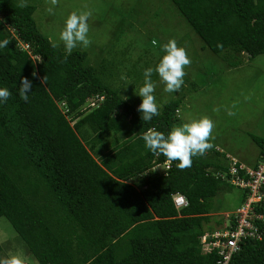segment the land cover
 <instances>
[{
  "label": "trees",
  "instance_id": "1",
  "mask_svg": "<svg viewBox=\"0 0 264 264\" xmlns=\"http://www.w3.org/2000/svg\"><path fill=\"white\" fill-rule=\"evenodd\" d=\"M170 1L201 47L231 66L239 63L236 55L264 53V0ZM19 4L0 0V41H10L0 49V88L12 94L0 102V217L34 264H218L216 249L203 253L200 239L214 231L213 220L227 221L218 229L234 225L232 212L224 220L212 214L214 196L232 187L217 174L228 171L227 159L206 152L186 170L174 161L160 171L156 165L167 158L141 138L149 128L167 136L182 99L168 100L143 122L142 101L132 103L105 84L85 51L65 59V50L53 49L39 30L36 7ZM25 77L32 81L27 102L19 95ZM252 137L259 147L249 165L255 167L264 136ZM240 191L236 208L245 194ZM177 193L187 200L178 209ZM255 207L264 212V200ZM227 264H264V235L242 239Z\"/></svg>",
  "mask_w": 264,
  "mask_h": 264
},
{
  "label": "rangeland",
  "instance_id": "2",
  "mask_svg": "<svg viewBox=\"0 0 264 264\" xmlns=\"http://www.w3.org/2000/svg\"><path fill=\"white\" fill-rule=\"evenodd\" d=\"M19 3L22 0H18ZM36 9L33 18L39 30L51 37L60 48L64 44L59 34L68 15L73 12L91 11L88 21L90 45H78L73 50L87 53L88 64L97 68V75L132 103L142 98L136 94L143 86L144 70L159 63L165 54L162 45L175 39L186 49L191 60L185 67L187 75L179 92H164L165 85L157 73L151 79L156 83L154 96L158 106L173 98H181L178 120L173 126H182L194 119L207 116L215 128L211 142L221 161L235 157L245 164L254 160L259 147L252 136H264V53L255 57L239 58L231 62L213 53L195 31L187 24L170 0H23ZM53 8L54 14L47 9ZM219 111H214V109ZM231 110L235 115H229ZM171 127V129H172ZM229 188V187H228ZM236 186L217 193L212 199V214L217 220L233 212L240 200ZM227 221H223L226 225ZM214 230L221 224L211 221ZM0 242L5 255L18 256L23 264H34L24 241L17 235L5 217H0Z\"/></svg>",
  "mask_w": 264,
  "mask_h": 264
},
{
  "label": "clouds",
  "instance_id": "3",
  "mask_svg": "<svg viewBox=\"0 0 264 264\" xmlns=\"http://www.w3.org/2000/svg\"><path fill=\"white\" fill-rule=\"evenodd\" d=\"M58 2L59 0H50L51 5H57ZM18 6L24 8L27 7V4L22 0ZM47 11L49 14H54L52 7H49ZM91 16V11L79 13L73 11L68 15L65 25L59 34V40L63 42L66 52L65 59H67V55H71L73 49L78 45H82L85 48L90 45L88 21ZM49 42L53 49L59 47L51 37ZM9 44L10 41L8 39L0 41V49L8 47ZM161 50L165 54L154 69L149 67L144 70L143 86L136 92L142 98L137 110L141 113L143 122H150L154 116L160 114L159 106L154 96L156 83L151 79L153 72L158 74L160 82L165 85L164 92H179L184 84V77L187 75L184 69L191 64L186 49L179 47L174 38L163 44ZM33 76H35V73H33ZM31 91L32 81L26 77L21 78L19 87L20 98L27 102L29 99L28 93ZM11 95L7 88H0V102L6 103ZM124 99L127 98L125 97ZM214 111L218 112L219 109H214ZM228 114L235 115L231 110H228ZM214 128L213 120L203 116L184 123L182 126H173L167 136L161 131L149 128L142 134L141 138L145 143V147L153 154H162L167 158L169 164L178 161L176 167L179 170H186L192 166L193 157L203 156L214 147L211 142L215 139L212 135ZM0 264H23V261L18 256L13 255L7 258H0Z\"/></svg>",
  "mask_w": 264,
  "mask_h": 264
},
{
  "label": "built area",
  "instance_id": "4",
  "mask_svg": "<svg viewBox=\"0 0 264 264\" xmlns=\"http://www.w3.org/2000/svg\"><path fill=\"white\" fill-rule=\"evenodd\" d=\"M24 49L27 44H22ZM103 97L100 96L99 100ZM89 104L94 106L95 100H90ZM228 162L227 172L217 174L226 179L233 186L244 191V198L240 205L232 212L234 225L224 229H216L211 233L201 236V250L209 253L216 249L220 259L218 264H227L233 253L239 248V242L245 238L261 239L264 235V212L256 210V204L264 200V152L260 154L259 161L255 167L246 165L238 161L235 157H226ZM170 164L167 160L163 164H157L160 171L168 169ZM155 167V168H156ZM175 207L181 208L187 205V200L182 194L172 195ZM257 222H262L259 226Z\"/></svg>",
  "mask_w": 264,
  "mask_h": 264
},
{
  "label": "crops",
  "instance_id": "5",
  "mask_svg": "<svg viewBox=\"0 0 264 264\" xmlns=\"http://www.w3.org/2000/svg\"><path fill=\"white\" fill-rule=\"evenodd\" d=\"M208 153V152H207ZM256 159H257V155L255 156V158H254V160H253V158H252V160L251 161H247L246 163H247V165H254L255 164V162H256ZM241 162V161H240Z\"/></svg>",
  "mask_w": 264,
  "mask_h": 264
}]
</instances>
